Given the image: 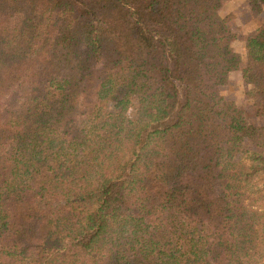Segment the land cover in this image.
Returning <instances> with one entry per match:
<instances>
[{
    "label": "trees",
    "instance_id": "obj_1",
    "mask_svg": "<svg viewBox=\"0 0 264 264\" xmlns=\"http://www.w3.org/2000/svg\"><path fill=\"white\" fill-rule=\"evenodd\" d=\"M223 6L0 0V264H264V21L242 67Z\"/></svg>",
    "mask_w": 264,
    "mask_h": 264
},
{
    "label": "rangeland",
    "instance_id": "obj_2",
    "mask_svg": "<svg viewBox=\"0 0 264 264\" xmlns=\"http://www.w3.org/2000/svg\"><path fill=\"white\" fill-rule=\"evenodd\" d=\"M220 14L222 16L233 15L234 17L232 26L238 35L235 50L241 60L242 67H245V41L247 36L264 21V15L259 18L253 17L250 12L248 0H224V6ZM244 91L245 85L242 81L241 72H235L231 76L229 85L223 89V96L229 101H234L238 106L245 108L251 113L252 103L246 99ZM70 161L72 166H75L77 169L75 174L76 179L83 182L85 179L83 150L76 149L72 151Z\"/></svg>",
    "mask_w": 264,
    "mask_h": 264
}]
</instances>
